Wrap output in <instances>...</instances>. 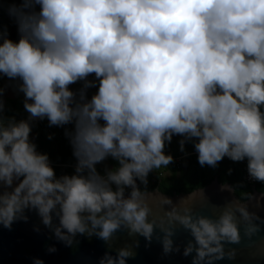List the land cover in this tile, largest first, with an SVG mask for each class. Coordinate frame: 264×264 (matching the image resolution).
Returning a JSON list of instances; mask_svg holds the SVG:
<instances>
[{"label":"clouds","instance_id":"clouds-1","mask_svg":"<svg viewBox=\"0 0 264 264\" xmlns=\"http://www.w3.org/2000/svg\"><path fill=\"white\" fill-rule=\"evenodd\" d=\"M0 8L18 35L0 24V77L20 81L29 114L6 116L0 86V225L10 230L35 211L69 245L77 233L110 242L124 229L150 241L159 228L169 252L178 224L192 237L184 249L195 252L192 264L234 259L237 250L225 245L241 241V220L249 238L261 230L253 219L264 223L246 203L197 214L190 203L204 196L201 188L165 208L157 224L153 206L173 202L146 186L150 172L174 161L165 152L173 135L182 137L181 151L192 141L200 166L246 161L264 185V0H5ZM80 80L96 88L90 99L81 89L77 100L69 87ZM33 118L73 125L65 128L72 174L57 176L37 150ZM108 157L116 164L101 174L97 164ZM132 255L121 247L99 264H126Z\"/></svg>","mask_w":264,"mask_h":264},{"label":"water","instance_id":"water-1","mask_svg":"<svg viewBox=\"0 0 264 264\" xmlns=\"http://www.w3.org/2000/svg\"><path fill=\"white\" fill-rule=\"evenodd\" d=\"M222 185L215 178L210 185L202 188L204 196H198L190 203L193 211L197 214L218 216L227 204L238 200L231 184H228L230 188H222ZM150 192L157 197H169L173 202L172 205L153 206L151 216L157 224L164 216L165 208L179 205L181 199L190 194L168 195L159 189ZM252 197L244 202L248 210L264 218V196L255 190ZM26 215L27 221L14 222L10 230L0 225V264H34L33 258H42L45 264H99L105 253L115 256L117 249L125 246L131 247L134 252V255L126 258V264H192L195 256V252L184 255V249L192 237L178 224L172 237L173 249L165 252L162 244L164 234L159 228L154 231L150 241L140 234L129 235L128 230L124 229L118 230L110 242L95 234L77 233L69 245L58 240L35 211H26ZM252 223L261 224V230L249 238L244 234L246 222L241 220V241L238 244L225 245L226 252L232 248L237 250L235 258L229 259L225 256L214 264H264V223L255 218ZM37 226L39 231L35 230ZM52 245L56 251L49 252L48 248Z\"/></svg>","mask_w":264,"mask_h":264},{"label":"trees","instance_id":"trees-1","mask_svg":"<svg viewBox=\"0 0 264 264\" xmlns=\"http://www.w3.org/2000/svg\"><path fill=\"white\" fill-rule=\"evenodd\" d=\"M5 0H0V4ZM11 2V0H7ZM7 14L2 8H0V24H8L11 37L18 39L15 24L9 22L6 19ZM94 74L90 75L87 79L93 80ZM19 84L20 81L16 80ZM84 81L80 80L76 82L79 89H84ZM0 86H3L0 80ZM72 89V84L69 85ZM96 90V88H95ZM87 99L95 93L91 87L84 89ZM22 93V92H21ZM77 100L80 97L79 93H76ZM7 111L6 116H15L17 120L21 118H27L28 113L25 111H18L17 103L13 100L6 102ZM36 119V118H35ZM39 119L36 127L38 128L37 134L34 138H31L37 144V150L41 152H47L50 156L52 166L56 169L57 176L61 174H72L75 171L76 158L72 155L71 146L68 142V137L65 135V128L70 130V125L64 127L49 126L47 119ZM49 134L52 138L49 139ZM182 137L173 135L171 143L165 146V152L171 153L174 156V161L167 165L165 168L153 170L148 175V191L159 189L161 192L168 195L188 194L195 190L204 188L210 185L215 178H218L221 184H231L235 189L237 198L245 202L248 200L249 194L258 191L264 192V185L261 182H257L254 186L247 184L243 180L244 173L246 171L244 161L234 162L228 157L218 162L217 167L205 165L200 166L197 162V154L193 148L192 141H188L185 144L184 151L180 150L179 141ZM111 163L112 166L116 164V161L112 157L106 158L104 161L97 164V169L104 174L103 165ZM229 169L232 171L229 172ZM141 189L145 188L143 183H140ZM115 187V186H113ZM130 190H126L127 192Z\"/></svg>","mask_w":264,"mask_h":264},{"label":"rangeland","instance_id":"rangeland-1","mask_svg":"<svg viewBox=\"0 0 264 264\" xmlns=\"http://www.w3.org/2000/svg\"><path fill=\"white\" fill-rule=\"evenodd\" d=\"M12 38V37H11ZM14 39V38H12ZM0 80L3 83V86H6L5 88V92L3 95V98L6 102L13 100L17 103V110L20 111H24L23 109V99H24V94L19 92L17 90V81L16 80H9L6 77H0ZM92 90H95V87H91ZM72 90L75 91L76 93H79V91L81 89H79V87H77L76 83L72 84ZM39 119H35L33 118L30 123L32 124V133H31V138H34L35 135L37 134L38 128L36 127V124L38 122ZM73 125H70V130L72 129ZM114 160V159H113ZM166 166H162L161 168H165ZM113 168L112 164L110 163H106L105 165H103V170H104V174L106 172V170Z\"/></svg>","mask_w":264,"mask_h":264},{"label":"built area","instance_id":"built-area-1","mask_svg":"<svg viewBox=\"0 0 264 264\" xmlns=\"http://www.w3.org/2000/svg\"><path fill=\"white\" fill-rule=\"evenodd\" d=\"M6 19H7L9 22L12 23V21L9 19L8 16H6ZM244 164H245V169H246V161H244ZM243 180H244L247 184H250V185H252V186H254V185L258 182V181L253 180V179L248 175V173H247V169H246V171H245V173H244Z\"/></svg>","mask_w":264,"mask_h":264}]
</instances>
